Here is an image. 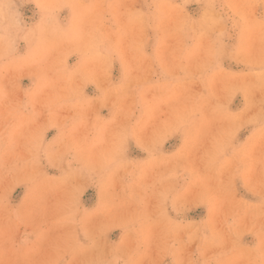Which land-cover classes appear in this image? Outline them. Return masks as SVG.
Here are the masks:
<instances>
[{"label": "rangeland", "instance_id": "374dc122", "mask_svg": "<svg viewBox=\"0 0 264 264\" xmlns=\"http://www.w3.org/2000/svg\"><path fill=\"white\" fill-rule=\"evenodd\" d=\"M0 264H264V0H0Z\"/></svg>", "mask_w": 264, "mask_h": 264}]
</instances>
